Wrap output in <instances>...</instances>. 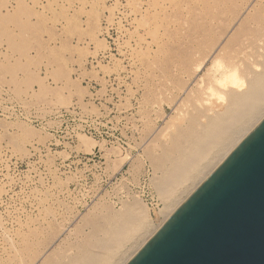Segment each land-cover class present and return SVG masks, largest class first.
<instances>
[{"label": "rangeland", "instance_id": "obj_1", "mask_svg": "<svg viewBox=\"0 0 264 264\" xmlns=\"http://www.w3.org/2000/svg\"><path fill=\"white\" fill-rule=\"evenodd\" d=\"M156 1L151 0H161ZM199 1L206 0H183L179 19L171 9L150 15L158 21L153 31L149 21L144 28L132 21L130 0H0V234L12 229V220L45 217L46 225L53 222L45 228L48 249L67 264L79 249L97 252L99 240L108 239L112 227L128 221L136 209L142 214L132 215L143 216L150 232L162 223L167 203L155 185L169 166L164 148L171 143H163L161 135L175 114L164 102L147 105V84L153 79L148 75L164 76L172 31L202 30L215 41V0L202 8ZM251 1L237 0L235 6ZM140 47L142 53L150 51L147 62L133 57L141 54ZM128 51L132 55L126 56ZM207 62L198 76H205Z\"/></svg>", "mask_w": 264, "mask_h": 264}, {"label": "bare ground", "instance_id": "obj_2", "mask_svg": "<svg viewBox=\"0 0 264 264\" xmlns=\"http://www.w3.org/2000/svg\"><path fill=\"white\" fill-rule=\"evenodd\" d=\"M161 1V4L159 2L156 3L157 1L155 4H152L151 0H130V11L128 14H133L135 18H133L134 20L132 19V21H136L137 25H135L137 27H143V24L145 25V22L149 21L148 26L151 27L153 31L158 21H156L155 18L149 17L152 14H158V10L162 9L168 12L170 9L174 10L176 17L179 19L182 13L181 3L183 0ZM206 1L208 2L210 0ZM206 1L205 4L203 2L201 4L200 1L199 4H197L200 6L204 4L206 6ZM236 1L237 0H215V41L210 42L209 38H207L202 30L191 33L187 30L184 31L182 28H178L180 30H175L173 32L170 28L169 31H172L171 34L169 33V35H171V44L167 43V41L166 45L169 44L172 46L166 49V51L164 49L165 55H168V65L164 66L166 67L164 76L148 75L153 77V79L150 80V83L148 82L149 86L147 84V105L155 104L161 106L164 102L169 107L173 108V114H175L173 118H171L172 116L170 117L171 120H174H172V125L169 124L171 120L168 119L170 121L168 127L165 128L167 130L161 135L163 143H171L169 148H164L165 155L169 160V166L168 168L165 167L163 178L155 185V190L157 189L156 192L158 191L157 194L167 203V210L162 214V216H164L162 223L155 227V229L152 228L153 230L150 232L149 229L151 228L147 222L145 223L143 216L142 218L138 216L140 218L138 219V217L136 218L132 215L134 214V210L132 214L128 215V221L118 227H112L108 239L104 241L99 240L100 243H97L95 246L96 249H98L97 252L91 251L90 249L87 250L86 248L79 249V252H77L74 258L67 264H120L119 262L126 255L128 250L134 247L133 245H136L139 240L142 238L144 239L148 234L144 241L140 245L137 244L138 247L129 257L127 256L128 258L126 257L127 259L122 263L127 264L169 219L175 210H177L197 187L218 167L239 142L264 119V0H252L238 7L235 6ZM210 2H212V0ZM210 4L211 3H209V7L211 6ZM191 5L193 7V3ZM193 8L192 9L195 10V6ZM203 9L206 10L205 8ZM203 9L200 10V13ZM210 9L212 8L210 7ZM187 13L189 14V12ZM191 13L192 11L190 14ZM172 14L171 12L170 15ZM138 15L141 16L140 19L142 20L136 19ZM175 15L173 14L172 16L175 17ZM205 15L208 16V13ZM172 16L169 18L172 19ZM184 16L185 15H183L182 18H184ZM146 17L148 19H145ZM187 18L188 17H186V19ZM198 19L200 20V16ZM182 23V25L186 24L184 22ZM135 25L133 28H135ZM177 27L178 25L176 28ZM136 30L137 28H135V32ZM146 32L147 30H145V33ZM160 34L163 36V33ZM140 39H142V37ZM153 45L155 46V44ZM146 46L148 47L147 44ZM151 46L152 45H150V47ZM162 48L163 47L158 45L157 51L160 49L162 50ZM140 49L141 47L138 49V52L141 54L137 52L134 53V59L137 58V60L142 63L147 62L149 60L147 54H150V51L149 53H147V51L146 53H142L139 51ZM136 50L137 49H135V51ZM128 53L129 51L126 52V56ZM132 61L134 60H131L130 63H132ZM207 61H210V64L205 70V76H198V72L201 71ZM153 64L150 65L152 66ZM155 68H157V66ZM158 69L161 73L162 70H160L159 67ZM147 79H149V77ZM153 80L155 83H153ZM167 94H169V96L174 95L175 97L167 98ZM162 163L163 162H161V165ZM153 166L157 168V165L153 164ZM159 168L160 167H158V169ZM207 168L209 169L207 170ZM155 183H157V180ZM185 190H189V193L184 195L185 197L183 198L181 195ZM44 195H46V192ZM40 202L37 203L41 205ZM37 206L38 205H36V207ZM129 208L130 207H128L127 210H129ZM134 208L135 207H133V209ZM135 212L141 213L138 209H136ZM53 213H55V211L48 214L51 216ZM141 214L138 213V215ZM44 215L46 216V213H44ZM116 217H119V215ZM105 218L107 219L106 216ZM12 221L14 224H12V229L6 231L5 228L4 230L6 232L2 230L4 233L2 232V234H0V264H65L58 259L59 257L56 256V252H51L48 249V246L51 244V239L49 236H45V228L51 229L53 222L52 224L48 223V225H46L45 217H40L35 221L32 219H25L23 222ZM110 221L107 223H110ZM111 222H113V220ZM1 224L2 223H0V225ZM55 227L56 226H54V228ZM101 229L105 230L103 227H101ZM103 230H101V232ZM47 234H49V232H47ZM104 234L106 236V233ZM94 235L92 236L93 238H95ZM41 240L42 242H40ZM39 243H41L42 249L38 250L37 244Z\"/></svg>", "mask_w": 264, "mask_h": 264}, {"label": "water", "instance_id": "obj_3", "mask_svg": "<svg viewBox=\"0 0 264 264\" xmlns=\"http://www.w3.org/2000/svg\"><path fill=\"white\" fill-rule=\"evenodd\" d=\"M127 264H264V119Z\"/></svg>", "mask_w": 264, "mask_h": 264}]
</instances>
